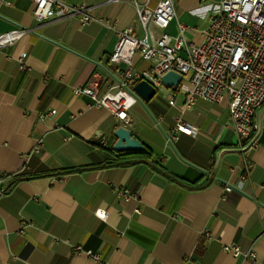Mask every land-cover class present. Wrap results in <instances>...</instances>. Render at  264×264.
Returning <instances> with one entry per match:
<instances>
[{"label":"crops","instance_id":"1","mask_svg":"<svg viewBox=\"0 0 264 264\" xmlns=\"http://www.w3.org/2000/svg\"><path fill=\"white\" fill-rule=\"evenodd\" d=\"M6 1L0 33H26L0 50V173L12 175L0 196V264H264V115L259 145L246 151L226 126L227 99L197 100L182 113L184 96L173 106L153 98L139 119L136 104L129 109L125 127L144 150L119 156L112 151L119 124L72 89L101 81L103 93L116 83L108 59L135 20L134 0H58L90 8L96 20L87 25L75 18L38 25L33 0ZM173 1L175 18L165 32L176 36L179 22L186 41L200 44L220 0ZM146 63L135 57L133 68L145 70ZM177 119L192 134L170 146L166 136ZM245 172L243 191H224ZM118 188L139 199L117 198ZM97 209L106 212L104 221ZM223 245L252 250L255 260L242 263ZM71 246L100 255V262L71 253Z\"/></svg>","mask_w":264,"mask_h":264},{"label":"built area","instance_id":"2","mask_svg":"<svg viewBox=\"0 0 264 264\" xmlns=\"http://www.w3.org/2000/svg\"><path fill=\"white\" fill-rule=\"evenodd\" d=\"M134 3L135 20L118 34L108 59L117 68L116 83L102 93L101 81H90L72 89L73 94L90 98L94 108L106 111L120 127L125 128L130 123L129 109L139 102L133 87L145 81L157 93L163 87L162 77L173 72L180 75L181 80L176 91H172L174 96L169 100L170 106L176 101V92L184 96L182 113L197 100L220 104L227 99L229 118L226 126L235 133L241 150L255 149L259 145L264 115V0H220L208 17L200 44L186 41L184 32L187 27L179 22L176 36L165 32L175 18L173 0H158L153 9L148 8L149 0L143 4H136L134 0ZM0 5L11 6V2L0 0ZM32 17L38 25L72 18L87 25L96 20L90 8L58 0H33ZM25 33L26 30L21 28L0 33V50L14 45ZM24 57L25 54L18 59L21 70L26 68ZM135 57L150 66L142 71L135 70ZM52 114L53 111L40 113L39 117L45 119ZM182 134L191 135L192 129L177 119L166 136V144L172 146ZM101 144L108 146L105 141ZM250 168L247 165L248 171ZM236 170L231 169V174H236ZM247 176V172L241 174L238 182L227 184L224 191H243ZM10 179L12 175L0 173V196L7 191L6 182ZM116 197L125 201L139 199L138 194L120 188L116 189ZM94 214L103 221L107 216L101 209ZM24 227L21 226V234ZM222 250L241 259L242 263L255 260L252 250L243 252L236 245H223ZM70 252L84 253L95 262L101 260L100 255L85 251L81 246H71Z\"/></svg>","mask_w":264,"mask_h":264},{"label":"water","instance_id":"3","mask_svg":"<svg viewBox=\"0 0 264 264\" xmlns=\"http://www.w3.org/2000/svg\"><path fill=\"white\" fill-rule=\"evenodd\" d=\"M180 80V75L170 72L162 77L161 83L163 87L174 92ZM133 92L143 106L156 95L155 89L145 81L138 82L133 87ZM113 137L115 142L112 151L115 153L142 152L144 150L143 145L124 127H117L113 131Z\"/></svg>","mask_w":264,"mask_h":264},{"label":"rangeland","instance_id":"4","mask_svg":"<svg viewBox=\"0 0 264 264\" xmlns=\"http://www.w3.org/2000/svg\"><path fill=\"white\" fill-rule=\"evenodd\" d=\"M142 62L145 63V61L142 60ZM147 64V63H146ZM144 66H147L144 64ZM176 97H177V103H179L182 98H183V94L181 92H176ZM174 96V94L170 91H168L167 89H164L163 87H161L156 95L154 96V98H157V99H160L162 103L166 104L170 99H172ZM141 112V110L143 111V113H145V109L143 108L142 104L141 103H137L135 106H134V111H135V117H137V119H139L140 117H138L139 115L137 114V112L139 113V111ZM130 114V112H129Z\"/></svg>","mask_w":264,"mask_h":264},{"label":"trees","instance_id":"5","mask_svg":"<svg viewBox=\"0 0 264 264\" xmlns=\"http://www.w3.org/2000/svg\"><path fill=\"white\" fill-rule=\"evenodd\" d=\"M131 154H138V153H122V154H119V156H126V155H131Z\"/></svg>","mask_w":264,"mask_h":264}]
</instances>
